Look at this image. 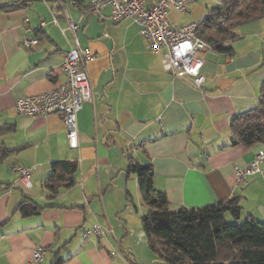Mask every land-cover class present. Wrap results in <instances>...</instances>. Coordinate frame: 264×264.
<instances>
[{
  "label": "crops",
  "instance_id": "1",
  "mask_svg": "<svg viewBox=\"0 0 264 264\" xmlns=\"http://www.w3.org/2000/svg\"><path fill=\"white\" fill-rule=\"evenodd\" d=\"M92 1L0 0L1 6L24 4L0 17V130L7 131L0 142L12 151L0 164V264H27L39 247L47 251L43 264H145L147 251L152 264L164 262L143 230L135 241L129 221L120 218L125 201L137 210L130 189L135 178L140 192L136 175L127 173L128 158L153 167L155 188L173 211L238 198L245 218L264 222L261 175L242 183L235 175L264 145L232 147L230 130L234 117L260 103L263 37H239L231 43L232 56L202 54L205 81L197 89L192 79L164 70L162 55L150 51L131 20L114 24L109 9L102 17H83ZM195 4L185 14L171 11L173 24L204 21L209 11L203 15ZM188 14L193 20L180 24ZM26 38L39 44L28 50ZM75 40L92 56L87 73L93 102L78 114L79 149L73 150L60 117L22 116L16 103L64 80L65 56ZM64 164L77 165L71 188L62 179L48 181L53 166ZM15 167L30 170L32 190L23 187ZM25 199L45 210L22 217L17 208ZM95 227L102 233L86 238Z\"/></svg>",
  "mask_w": 264,
  "mask_h": 264
},
{
  "label": "trees",
  "instance_id": "2",
  "mask_svg": "<svg viewBox=\"0 0 264 264\" xmlns=\"http://www.w3.org/2000/svg\"><path fill=\"white\" fill-rule=\"evenodd\" d=\"M23 7V3L0 5V17ZM262 19L264 0H222L221 6L212 8L200 22L197 36L211 44L218 54L232 56L231 43L239 39L238 28ZM230 130L232 147L264 145V82L258 107L234 117ZM6 132L0 130V137ZM11 152L0 142V164ZM127 163V173L136 175L142 202L148 210L142 217L143 232L150 249L161 260L167 264H264V222L248 216L243 224V208L238 198L200 209L173 211L166 194L155 188L153 167L141 165L134 158H128ZM59 166H53L55 169L48 181L62 179L64 187H73L77 165L60 166L63 173L57 178ZM48 187L55 188L54 185ZM17 210L27 218L45 208L25 199Z\"/></svg>",
  "mask_w": 264,
  "mask_h": 264
},
{
  "label": "built area",
  "instance_id": "3",
  "mask_svg": "<svg viewBox=\"0 0 264 264\" xmlns=\"http://www.w3.org/2000/svg\"><path fill=\"white\" fill-rule=\"evenodd\" d=\"M197 0H93L83 13V17L92 14L102 17L110 10V19L114 24L131 20L139 28L140 36L148 43L154 54L162 55L163 68L178 78H190L197 89L204 84L202 70L205 65L201 57L204 53H214L211 44L197 36L200 22L177 27L170 19V12L185 14L191 4ZM69 20V17H67ZM55 23L58 25L57 21ZM69 30L75 32L77 26L70 20ZM64 32V31H63ZM39 44L38 40L25 39L23 46L30 50ZM228 46V44H225ZM92 59L89 51L83 49L78 40L72 50L66 54L62 67L64 80L45 94L27 97L16 103L18 114L31 118H45L51 115L60 117L67 129V139L71 149H79L78 114L87 103L93 102L92 86L87 73V63ZM264 152L260 151L246 168H237L235 175L239 183L261 175L264 185ZM26 190H32L33 177L29 169L15 167ZM3 188L0 187V191ZM99 227L85 234H101ZM47 251L39 247L27 264H43Z\"/></svg>",
  "mask_w": 264,
  "mask_h": 264
},
{
  "label": "rangeland",
  "instance_id": "4",
  "mask_svg": "<svg viewBox=\"0 0 264 264\" xmlns=\"http://www.w3.org/2000/svg\"><path fill=\"white\" fill-rule=\"evenodd\" d=\"M221 4H222V0H197L195 6H198L204 15L208 11H210L212 8L220 7ZM182 19H183V21H181L180 24H182V25L187 24L193 20V16L190 14L184 15ZM251 32H255V34H257V36L259 38L263 37V40H264V19L250 23V24L242 25L236 31L237 35L240 38H242L245 35H250ZM136 183L137 182H136V178H135V183H131L130 189H131V194L133 195L134 204L137 207V210L135 208L127 209L126 208L127 207L126 201L124 203L125 206H123V208L120 209V211H121L120 212L121 213L120 218L124 217L127 221H129L131 229L134 231L132 234V238L135 241L138 240V238H139L138 236H140V234L143 235V233H142V230H143L142 229V217L148 211L146 206L142 202L141 193L139 191H137V189L135 188L136 185H134V184H136ZM113 209H115V208H113ZM244 221H245V217L242 220L243 224L245 223ZM141 258H142L143 263H145V264H152L154 261L152 259L154 257L152 255H150V253L148 251H147L146 257L142 256ZM157 264H167V263L159 261Z\"/></svg>",
  "mask_w": 264,
  "mask_h": 264
},
{
  "label": "water",
  "instance_id": "5",
  "mask_svg": "<svg viewBox=\"0 0 264 264\" xmlns=\"http://www.w3.org/2000/svg\"><path fill=\"white\" fill-rule=\"evenodd\" d=\"M226 82H225V80H221V81H219V85L222 87V88H224V84H225Z\"/></svg>",
  "mask_w": 264,
  "mask_h": 264
}]
</instances>
